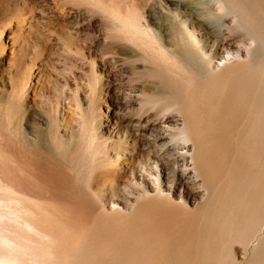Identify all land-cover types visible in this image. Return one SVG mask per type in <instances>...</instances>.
I'll return each instance as SVG.
<instances>
[{
  "label": "bare ground",
  "instance_id": "6f19581e",
  "mask_svg": "<svg viewBox=\"0 0 264 264\" xmlns=\"http://www.w3.org/2000/svg\"><path fill=\"white\" fill-rule=\"evenodd\" d=\"M209 2L146 0L127 19L112 0H70L61 8L97 34L88 53L98 59V78L107 85L118 71L131 78L122 101L116 91L111 96L106 122L135 123L137 144L151 130L154 142H164L133 167L123 148L119 157L101 142L71 137L73 118L55 113L54 128L28 102L32 122L23 118L16 128L11 115L0 132V264H216L224 248L232 264H264V108L245 79L249 67L216 71L205 59L202 88L175 91L178 64L203 55V32L218 46L232 36L225 15H205ZM103 132L114 135L110 126ZM50 171L64 186L48 183ZM105 188L120 189L124 200L95 199Z\"/></svg>",
  "mask_w": 264,
  "mask_h": 264
},
{
  "label": "rangeland",
  "instance_id": "374dc122",
  "mask_svg": "<svg viewBox=\"0 0 264 264\" xmlns=\"http://www.w3.org/2000/svg\"><path fill=\"white\" fill-rule=\"evenodd\" d=\"M68 1L70 0H0V132H7L5 129L8 128L11 115L15 117V120H18L15 122L16 128H20L19 125L21 126L23 118L27 117L29 123L32 122L33 119L30 116L32 106L28 109L25 106L34 100L35 106L46 113L52 126L56 122L53 119L55 113L62 112L65 117L73 118L74 123L72 120V125L68 128L71 137L78 138L79 135H82L83 137L79 136V138L84 141L86 138L85 143L88 144L101 142L107 147V152L111 155L117 154L119 157L122 156L121 149L123 148L126 155L133 156L130 166L137 167L145 164L147 155L159 150L164 141L154 142L150 135L151 130L147 131V137L145 134L142 142L137 144L133 134L136 129L135 123L130 124L125 119L122 121L111 119V122H106L105 116L112 113V110H109V113L105 111L112 99L111 96L116 91L122 101L123 93H126L122 86L129 83L131 78L119 71L116 73V81L109 85L105 83V79L98 78L96 71L99 65L98 59L88 53V47L97 34L93 33L90 28L82 27L84 22L77 23L71 17L72 11H70V16L59 12ZM98 1L99 6L106 5L105 0ZM112 1L121 4L117 13L123 19H127L126 12L130 13L135 8L137 13L141 14V8H145L146 2V0ZM137 1L138 7L132 8L131 3ZM209 1L205 15L209 19L213 18V14L225 15L227 17L225 31L232 36L228 43L218 46L219 39L217 37H211L203 32L200 38L203 55L200 60L195 61L187 58L177 66L180 67V71L176 93H180L188 87L200 88L201 86L202 88L206 83L207 76L203 69L205 59L213 62H211V68L216 71L220 70V66L223 71L230 67L248 66L250 70L245 73L250 76L248 75L245 79L247 82H251V84L249 83L250 91L252 94L254 93L253 96L257 97L255 98L256 106L264 108V0H227L228 4L226 0ZM218 2H222L221 6ZM99 30L102 32L105 31V28L100 27ZM96 47L99 55L107 56V53L100 50L98 45ZM224 54L230 56V59L227 60L228 63L223 60ZM222 60L223 62H221ZM139 76L141 75H132L136 79ZM114 84L118 85L117 89L113 88ZM87 105L89 106L87 107ZM129 110L117 109L114 112H117L116 115H124L126 112H130ZM106 126H110L114 130L112 137L103 132ZM53 127L55 128V126ZM50 136L53 137V133ZM47 178H49L48 183L56 187L64 186V182L54 177L51 171ZM129 179L131 180L130 177H127L126 181L128 184H132L133 181ZM110 189L105 188L98 191L95 199L114 204L124 200L120 189L115 188L111 191ZM68 195L76 203L84 202L83 198L81 199L77 195ZM125 195L129 194L125 193ZM253 244L252 241L250 246ZM236 246L245 249L244 243H236ZM250 246L247 247V255L250 254ZM221 252L223 254L221 253V258L218 259L219 262L216 261V264H232L226 249H222Z\"/></svg>",
  "mask_w": 264,
  "mask_h": 264
}]
</instances>
